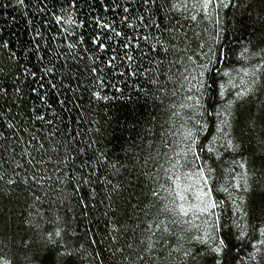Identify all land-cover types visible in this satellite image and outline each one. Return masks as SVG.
Segmentation results:
<instances>
[{
  "label": "trees",
  "instance_id": "16d2710c",
  "mask_svg": "<svg viewBox=\"0 0 264 264\" xmlns=\"http://www.w3.org/2000/svg\"><path fill=\"white\" fill-rule=\"evenodd\" d=\"M192 2L0 0V261L42 264L51 236L70 254L69 264H211L184 253L205 248L191 237L211 231L205 221L216 217H183L200 226L189 230L168 210L173 197L166 190L173 187L168 161L175 163L187 143L182 133L198 129L200 120L208 124L197 133L201 159L180 171L215 170L210 183L222 202L216 231L230 241L226 264H264V0H231L219 9L212 3L208 16ZM189 57L197 64L210 57L211 70L199 77ZM247 63L255 78L237 96L228 74ZM193 77L211 85L203 116ZM96 92L109 99H96ZM213 110L221 115H209ZM217 135V151L209 153Z\"/></svg>",
  "mask_w": 264,
  "mask_h": 264
},
{
  "label": "snow or ice",
  "instance_id": "6c2138e0",
  "mask_svg": "<svg viewBox=\"0 0 264 264\" xmlns=\"http://www.w3.org/2000/svg\"><path fill=\"white\" fill-rule=\"evenodd\" d=\"M144 5H148L149 3L155 4L156 0H142ZM213 0H193L192 2V8H196L197 6L201 7L205 13H207V9L210 4H212ZM17 3L20 5H24L25 0H17ZM181 3L183 4L184 7H187V0H181ZM231 3V0H220V3L217 5V7H223L227 8L229 7V4ZM179 5L176 3H173L172 8L175 9ZM125 12L128 11V9H124ZM60 17H57V21H60ZM139 19L143 20V17H139ZM192 20H196V15L191 16ZM69 23H74V21H69ZM155 23V22H153ZM103 29H111L114 33L115 36L117 37H125V39H128L129 41L131 38H128L125 36V33L115 31L114 28H112V25L107 24V23H102L99 25ZM132 25H129L131 27ZM156 27L158 28L159 25L156 24ZM83 38H81L82 40ZM143 39L148 40L149 37H143ZM93 43H97L99 45V48L101 50H105L108 48V45L100 42L99 38H96L93 40ZM162 43V42H161ZM7 47V45H4ZM69 47H74V45H69ZM124 49H128L131 47L130 43H124L122 45ZM155 47V45H153ZM201 47H203L201 45ZM163 51L165 53L168 52V48L164 47ZM212 49L209 48V52H211ZM215 55V53H213ZM125 56L128 61H132L134 58L131 54L128 52H125ZM116 57L113 56L111 60L109 61V64H112L115 61ZM190 61H192L193 65L195 66L194 70L198 69L199 70V77H204L207 72H209L211 69L209 65L212 63V59L209 57L207 63H202V64H197L195 60H192V57L188 58ZM50 71V70H46ZM97 68H92V72H96ZM185 72L188 71L187 68L184 70ZM137 73L133 72L132 75H136ZM247 74V72H246ZM181 76H184V73H181ZM184 79H187L185 76ZM193 80H196L198 84L197 91L200 92V95L195 97L196 100V105L199 106L197 109L198 115L203 116L205 112H207V109L205 108L204 104L201 103V100L204 96V94L208 91V89L211 87V85L205 81V80H197V77H193ZM211 79V78H209ZM155 83V81H153ZM191 83V82H189ZM183 86V85H181ZM100 87H104V82L101 80L100 81ZM221 89L224 88V85L221 84L219 86ZM191 90V89H190ZM94 97L98 100H107L109 99L108 96H101L100 92H96L93 94ZM221 97H223L224 92L221 91L219 93ZM237 96H242L243 93L238 92L236 94ZM187 100H193V96H187ZM233 104V101H229L227 105H225V111L230 114V108ZM190 105L187 104H181L180 107H189ZM200 109H203V111H200ZM209 115H215V116H220L221 113L218 111L213 110L212 113H209ZM42 119V117H40ZM196 124L200 125V127L196 130L193 129H187L182 133L184 141H187L185 143L184 147L181 148L177 153L175 163H172L171 160H169L170 167L165 170L166 174L171 173V175H167V179L171 181L173 187L166 189L169 194L173 197V199L170 201L171 207L168 209L175 213L177 216L181 217L183 223L189 224L190 229L191 228H196L199 230L200 226L197 224H194L191 220H183V217H188L191 215L192 217H195L197 219L200 218V216H206V217H216L215 221H212L211 223H208L206 220L205 223H207L208 228L211 229V231H205L204 236H198L194 235L191 237L192 240L196 241L197 243L204 245L205 248L202 250H199L195 253H193L191 250L186 251L184 253V256L186 258H191L192 261H195L196 258L199 256L202 260H207L211 259V264H226V255L229 250V244L230 241L228 239V235L225 234L223 236L218 235L216 228H217V222L220 220V215L216 211L222 202H218L213 195V187L210 183V181L213 179L212 173L215 171L213 168L210 166L205 168L203 165H197L195 167V171H185L181 172L180 169H185V168H192V166L195 164L196 161L200 160L201 157L199 153L197 152V140H198V135L197 133L199 131H203L205 128L208 127V124L201 123L200 120H196ZM221 125H229L230 124L227 120L221 121ZM217 133H223L224 137H227L229 134L225 132L223 126H217L216 129ZM220 139V136L217 135L216 137H213V146H210L207 148V151L209 153H213L216 150L214 146V142ZM227 146L229 148L235 149V145H233L232 141L229 139L227 140ZM189 153H191V160H189L188 156ZM101 157L106 159L105 155L101 153ZM181 160L184 161V163H181ZM115 167V165H113ZM240 167L244 169L246 167L245 164H241ZM259 169L261 171V174L264 175V157H261L259 160ZM241 179L244 181V187H248V173L245 171L243 175L241 176ZM236 187H241L240 183L238 182ZM222 191L227 192L228 189L225 187L222 189ZM153 195H159V193L153 192ZM261 200L264 201V195L261 196ZM235 203V202H234ZM167 207V206H166ZM162 224L164 223L163 221L161 222ZM151 227V226H150ZM159 227V225H157ZM167 225L164 227V231H167ZM221 230H222V225H221ZM56 236H60L61 233L59 230L55 232ZM260 235L264 236V228L260 229ZM239 239L244 238V234L241 233V236L238 237ZM49 241L53 245L52 247H48L44 250V260L42 264H69V257L70 254L67 252H60L58 249L55 247V241L51 240V236H49ZM261 244H264V240L260 241ZM39 255V254H37ZM0 264H10V261L3 260L0 261Z\"/></svg>",
  "mask_w": 264,
  "mask_h": 264
},
{
  "label": "rangeland",
  "instance_id": "374dc122",
  "mask_svg": "<svg viewBox=\"0 0 264 264\" xmlns=\"http://www.w3.org/2000/svg\"><path fill=\"white\" fill-rule=\"evenodd\" d=\"M214 4L215 9H219L220 7H217V5L220 3V0H213L212 2ZM211 4L209 5L208 9H210ZM207 9V13H205L206 16L209 15V11ZM247 72V74H246ZM255 66L250 65V63L245 64L243 67L239 68L237 71L233 74L229 73L228 76L232 75V81L230 82V90L231 93L237 94L238 92L242 93L243 91H246L250 89L249 87L252 85L254 78H255Z\"/></svg>",
  "mask_w": 264,
  "mask_h": 264
}]
</instances>
